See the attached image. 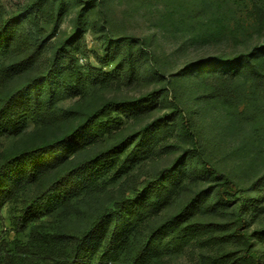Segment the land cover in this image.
Segmentation results:
<instances>
[{"label": "trees", "instance_id": "16d2710c", "mask_svg": "<svg viewBox=\"0 0 264 264\" xmlns=\"http://www.w3.org/2000/svg\"><path fill=\"white\" fill-rule=\"evenodd\" d=\"M67 3L32 0L0 24V138L17 137L28 122L44 132L74 123L59 137L0 153V216L14 205L9 220L16 234L29 231L27 242L11 254L0 244V264H164L189 248L208 251L203 264H264V251L256 248L264 245V224L255 221L264 174L251 186L256 196L241 197L237 184L206 161L178 104L171 101L168 111L159 113L169 95L165 85L132 99H106L87 112L59 110L61 102L92 88H121L142 76L165 80L137 40L109 36L104 16L91 23L100 32V68L83 67L77 53L92 21L90 5L78 10L72 33L50 50ZM252 16L264 21L259 7ZM47 25H52L48 34ZM228 63L233 65L222 71ZM241 65L249 67L264 93V40L246 55L211 58L186 69L210 68L209 95L218 99L235 89ZM175 135L188 146L173 143ZM202 181L210 185L184 200ZM107 193L109 207L80 235L37 224L44 216L73 215L77 202Z\"/></svg>", "mask_w": 264, "mask_h": 264}, {"label": "rangeland", "instance_id": "374dc122", "mask_svg": "<svg viewBox=\"0 0 264 264\" xmlns=\"http://www.w3.org/2000/svg\"><path fill=\"white\" fill-rule=\"evenodd\" d=\"M31 1L0 0V24ZM66 1L67 12L52 40L50 50L55 49L59 42L72 33L73 20L78 10L84 5H90L94 12L79 44L77 57L80 64L83 67L90 65L100 68L97 58L103 56L102 42L100 32L97 28H91V23L104 16L109 36L137 40L152 55L151 66L165 80L160 83L151 76H142L121 88H92L82 97L61 102L58 105L59 110L78 108L87 112L106 99H132L165 85L169 95L167 104L160 106L159 113L168 111L167 105L171 101L177 103L190 120L206 161L237 184L241 197L256 196L250 190L251 186L264 174V93L261 84L253 80L248 66L241 65L238 75L242 76L235 82V89H229L225 98L215 99L209 95L213 87L210 68L186 67L211 58L231 60L252 52L264 40V21L258 22L252 16L255 7L264 11V0ZM44 30L45 33H50L52 25L45 26ZM232 65L228 63L222 67V71ZM110 69L111 67L105 68V71ZM157 115L158 111L150 119ZM73 125L72 121L62 122L44 132L28 122L27 127L17 137L0 138V153H9L39 144L47 138L59 137ZM182 138L175 135L171 141L187 147L188 141ZM179 153L167 157L162 165L170 164ZM209 185V181H202L192 186L183 197L184 200ZM260 198H263L260 203L262 208L255 221L257 224H264V194ZM109 205L108 193L97 194L77 202L73 215L58 213L56 216H44L37 224L46 229L80 235L90 228L96 216ZM13 206H6L0 216V244H4L5 254L13 253L18 244H25L29 235V231L16 234L9 220ZM174 209L175 207L169 208L167 211L172 214ZM237 212L238 209L233 215L230 214L229 219H234ZM200 220L219 222L228 219L203 217ZM256 248L264 251V245L258 244ZM226 250L239 251L240 248L227 246ZM208 255L207 250L189 248L185 253L169 258L164 264H203L202 256Z\"/></svg>", "mask_w": 264, "mask_h": 264}]
</instances>
